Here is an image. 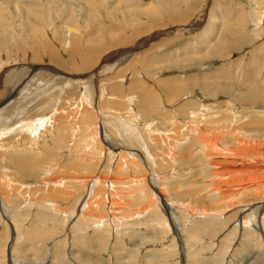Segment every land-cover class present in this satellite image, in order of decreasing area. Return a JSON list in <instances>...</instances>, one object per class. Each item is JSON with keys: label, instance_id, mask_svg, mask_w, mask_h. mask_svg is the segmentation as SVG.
<instances>
[{"label": "rangeland", "instance_id": "374dc122", "mask_svg": "<svg viewBox=\"0 0 264 264\" xmlns=\"http://www.w3.org/2000/svg\"><path fill=\"white\" fill-rule=\"evenodd\" d=\"M135 44L133 55L123 53ZM30 64L38 72L56 66L70 79L65 88L52 81L49 92L56 108H66V136L47 133L59 119L40 137L2 134L16 124L0 121V264H264V171L252 170L264 169V0H0V76L25 73ZM67 91L83 100L65 98ZM4 96L14 104L2 85ZM116 122L133 125L137 143L126 144ZM101 126L118 134L109 139L117 149L103 141ZM203 129L219 137L216 148ZM31 155L43 170L20 176L16 164ZM231 158L250 170L221 174L215 162ZM100 175L109 179L95 182L91 195L92 182L76 183ZM114 199L122 204L111 214ZM37 203L50 216L37 215ZM100 208L107 211L101 217L128 226L101 231L91 221L73 231L79 214L93 209L98 218ZM148 209L163 220L147 223ZM210 218L218 222L214 233L193 234Z\"/></svg>", "mask_w": 264, "mask_h": 264}, {"label": "bare ground", "instance_id": "6f19581e", "mask_svg": "<svg viewBox=\"0 0 264 264\" xmlns=\"http://www.w3.org/2000/svg\"><path fill=\"white\" fill-rule=\"evenodd\" d=\"M89 1V0H88ZM94 2H92L91 1V4H93ZM152 7V6H151ZM171 8V7H170ZM176 8V7H175ZM157 13V12H156ZM216 15V14H215ZM174 16V15H173ZM218 17V16H217ZM216 18V17H215ZM180 23V22H179ZM185 25V24H184ZM212 29V28H211ZM210 31H212V30H210ZM38 32H40L39 30H38ZM153 32V31H152ZM163 33V32H162ZM214 33V32H213ZM158 34H160V32L158 33ZM165 34H166V31H165ZM152 35V34H151ZM154 35H155V33H154ZM153 35V36H154ZM157 35V34H156ZM180 35V34H179ZM234 35V34H233ZM158 36V35H157ZM214 36V35H213ZM158 37H160V35L158 36ZM214 37H217L216 35L214 36ZM127 38V37H126ZM97 39V38H96ZM150 39V38H149ZM149 39H145V43H144V45H147V43H148V41H149ZM99 40V39H98ZM100 41V40H99ZM115 41V40H114ZM208 41V40H207ZM123 42V41H122ZM223 42V41H222ZM104 43V42H103ZM99 45V44H98ZM141 47V45H139V44H135V45H133V46H131V47H126V48H124V50L125 51H123V53H127V54H129V55H133V54H131L132 52H135L136 50H138L139 48ZM226 47V46H225ZM94 49V48H93ZM104 49V48H103ZM217 49H219V48H217ZM41 51V50H40ZM122 51H120V52H122ZM215 51V50H214ZM119 53V52H118ZM113 55L114 54H111V55H109L107 58H106V62L107 61H110L111 59H112V57H113ZM129 55H126L125 56V58L127 57V56H129ZM54 59V58H53ZM58 60V59H57ZM101 61V60H100ZM112 61H115V59L114 60H112ZM104 62V61H103ZM83 63L84 64H82V65H85V67H86V65H88V63H86V62H84V60H83ZM114 63H117V62H114ZM35 64V63H34ZM105 64V63H104ZM103 64V65H104ZM28 68L26 69V72L25 73H20V74H18L19 73V71H15V73L13 74V73H11V72H9V71H6V70H4V73H2L1 74V76H0V88H1V86L2 85H5L7 88H8V93H9V98H8V100L9 99H11V98H13V101H14V104H12L11 102L9 103V104H6L5 103V99L8 97V96H4L3 98H1L0 99V121H2V120H4L5 122H4V124L6 123L7 125L9 124V123H12L13 125L14 124H16L15 125V128H16V130L15 131H12V129H13V127H5V129H4V131L2 132L1 131V133L2 134H10V133H13V132H18L19 134H21V135H24V136H26V137H28V136H33V137H36V136H42L41 134V132H43V135H45L46 134V131H47V126H49L48 125V122H50V120H53L54 119V122L57 120V119H59V121L57 120V122H55V124L56 125H53V130L52 129H50V131L49 132H47V133H53V135H57V136H61L62 138H64V136H66L65 134H66V128H65V126H64V121H63V119H64V117H67V115H65L64 116V114H65V111H64V109H66V108H62L61 110H60V108H56L55 106V100L53 99V95L51 96V94L49 93L50 91H51V82L53 81V82H55V81H57L58 83H61V88L62 87H64V86H68L69 85V83H70V79H67V78H65V77H67V75L66 74H60L59 72H57V67L56 66H51V68H43V70H45V71H43L42 69V71H43V74H40L42 71H36V68L34 67V65L33 64H30L29 66H27ZM105 67V66H104ZM102 68V67H101ZM46 69H49L51 72H55V74H56V76H55V78L53 79V76L54 75H51V74H49L48 72H46L47 70ZM36 71L33 75H32V77L30 76L31 75V73H32V71ZM102 70V69H101ZM49 71V72H50ZM78 72H80V71H78ZM259 73V72H258ZM75 76H77V75H75ZM94 79H96V76H95V74H92L91 75ZM74 77V76H73ZM77 78H79V79H77V80H79V81H83V80H85V78H86V74L85 75H79V76H77ZM251 78V77H250ZM87 79V78H86ZM253 79V78H252ZM257 79V78H256ZM254 80H255V77H254ZM76 81V80H75ZM56 82V83H57ZM168 82V81H167ZM250 82V81H249ZM253 82V81H252ZM32 83V84H31ZM180 83V82H179ZM178 83V84H179ZM251 83V82H250ZM258 83L259 82H254V84H255V89H258L259 87V85H258ZM31 84V85H30ZM253 84V85H254ZM30 85V87H28ZM47 86V87H45V86ZM202 85V84H201ZM251 85V84H250ZM39 86H43L41 89H42V91H40L41 89H39L40 87ZM70 86V85H69ZM68 86V87H69ZM55 87H57V86H55ZM136 87V86H135ZM176 87H177V85H176ZM253 87V88H254ZM35 88V89H34ZM37 88H38V90H37ZM65 88V87H64ZM137 88V87H136ZM135 88V89H136ZM179 88V87H178ZM183 88V87H182ZM47 89H49V90H47ZM68 89V88H67ZM75 89V88H74ZM91 89V88H90ZM133 89V88H132ZM173 89H175V87H173ZM261 89V88H260ZM33 90H37V93L32 97V98H28L27 96L30 94V91H33ZM64 90V89H63ZM70 90H71V88H70ZM169 90V89H168ZM177 90V89H176ZM182 91V90H181ZM203 91V90H202ZM256 91V90H255ZM260 91V90H259ZM176 92V91H175ZM257 92V91H256ZM22 93V94H21ZM71 93H72V97L73 96H75L76 94V99H78L79 97H82V100H83V96H82V94H79L78 92L77 93H75V91L74 92H72V91H67V95L65 96V98H67V97H69L70 95H71ZM131 93V92H130ZM146 96V97H145ZM61 98V97H60ZM131 98V97H130ZM146 98H147V95L145 94V93H143V101H142V103H143V105L145 104V101H147L146 100ZM132 99H133V97H132ZM85 100V99H84ZM57 102V101H56ZM83 102H85V101H83ZM8 103V102H7ZM89 103V102H88ZM192 103V102H191ZM12 104V105H11ZM84 104V103H83ZM145 105H147V104H145ZM150 106H152V105H150ZM57 109V110H56ZM149 109H150V107H149ZM72 110H70L69 112H67L68 113V115H69V113L71 112ZM52 112V113H51ZM152 113V112H151ZM150 114V113H149ZM194 114V113H193ZM88 115H90V114H88ZM13 117H18V119L19 118H21L20 120H18V121H16V120H13ZM114 119V118H113ZM116 119V118H115ZM114 119V120H115ZM195 119H197V117L195 118ZM13 120V121H12ZM123 120H125V119H123ZM125 122V121H124ZM130 122V121H129ZM58 123V124H57ZM88 123V120L87 121H85L83 124H82V127H81V132L82 131H85V130H87V127L86 126H84V125H86ZM103 123V122H102ZM112 123H113V121H112ZM118 123V124H117ZM2 124V123H1ZM0 124V125H1ZM88 124H90V123H88ZM110 124V123H109ZM11 125V124H10ZM74 124H71V126L73 127V134L74 135H76V133H75V126H73ZM114 126H119L120 124H119V122H116V125L115 124H113ZM120 126H123L122 128L120 127ZM119 127H120V129H122V130H120V131H122L123 133H124V137H122V140L124 141V142H126V144L128 143V144H135V143H137V141H138V137H136L137 135H132L130 132V129H131V127L133 128V125H129L128 123H124L123 125H120ZM200 126H202V125H200ZM102 127V130L104 131H106V134H104L105 135V138L103 139V141H105V142H110L111 140H109V139H112V137L114 136V135H117L118 136V134H112L111 133V130H108L107 128H104L103 126H101ZM97 126H96V132H97ZM112 129H114V127L112 128ZM232 129V128H231ZM43 130V131H42ZM134 130H135V128H134ZM151 130V129H150ZM204 130V129H203ZM206 130V129H205ZM204 130V132L203 133H205L206 135L205 136H203V140L204 141H208V143L209 144H212V148L216 145V143L217 142H219L220 140L218 139L219 137H216L215 139H213L212 138V140L210 139V137L209 136H207V134H209V132H207V131H205ZM113 131V130H112ZM137 131V130H136ZM198 131V130H197ZM132 132H134V131H132ZM200 132V131H199ZM141 133V132H140ZM27 134H29V135H27ZM97 134V133H96ZM108 134V135H107ZM135 134V133H134ZM233 134H235V131H233ZM20 135V136H21ZM86 135V134H85ZM92 135V134H91ZM221 135V134H220ZM93 136V135H92ZM224 136V135H223ZM119 137V136H118ZM214 137V136H213ZM95 138V137H94ZM121 138V137H120ZM119 138V139H120ZM96 139V138H95ZM99 140V139H98ZM67 141V140H66ZM94 141V140H93ZM204 141H203V143H204ZM99 142V141H98ZM98 142H97V144H98ZM48 142H46V144H47ZM77 143V142H76ZM94 143V142H93ZM99 143H101V142H99ZM111 144H112V146H114L116 149L118 148V145H117V142L115 143V142H110ZM45 144V143H44ZM58 144V143H57ZM88 144V143H87ZM143 144H144V142H143ZM244 144V143H243ZM256 144V143H255ZM54 145V144H53ZM52 145V146H53ZM0 146H1V144H0ZM75 146H77V145H75ZM145 146V145H144ZM242 146V145H241ZM2 147V146H1ZM43 147V146H42ZM45 147V150L46 149H48V148H50L51 146L49 145L48 146V144L47 145H45L44 146ZM121 147V146H120ZM119 147V148H120ZM123 147V146H122ZM217 147H219V145L217 146ZM248 147V146H247ZM261 147V146H260ZM100 148V145L98 144L97 145V149H99ZM215 148H216V146H215ZM264 148V147H263ZM101 149V148H100ZM217 149H219V148H217ZM216 149V150H217ZM224 149V148H223ZM236 149V148H235ZM253 149H255V148H253ZM258 149V148H257ZM257 149H255V150H257ZM103 149H101V151H102ZM128 150V149H127ZM240 150H242V149H240ZM255 150H253L252 152H254ZM261 150H263V149H261ZM91 151H93V149H91ZM99 151V150H98ZM97 151V152H98ZM147 151V150H146ZM94 152V151H93ZM92 152V153H93ZM120 152V151H119ZM125 149H124V151H122V154H121V158H123L124 159V157H125ZM249 152V151H248ZM121 153V152H120ZM90 155H91V153H90ZM239 155V154H238ZM249 155V154H248ZM51 156H53L52 154H51ZM124 156V157H123ZM127 156V155H126ZM212 156V155H211ZM226 156V155H225ZM228 156V155H227ZM231 156V155H230ZM119 157H120V154H119ZM152 157V156H151ZM233 157V156H232ZM212 158V157H211ZM219 158V157H218ZM243 158V157H242ZM241 158V159H242ZM6 159V158H5ZM41 159V158H40ZM232 159V158H231ZM246 159V158H245ZM4 160V159H3ZM9 160H10V162L13 164V159L11 158V156H10V158H9ZM44 160V159H43ZM83 160H85L84 158L83 159H80L79 160V163H82L83 162ZM118 160H120V158L118 159ZM2 161V160H1ZM8 161V160H7ZM36 161V158H34V156H32L31 155V157L30 158H26V159H23V160H21V161H19L17 164H16V169H17V171H18V174L20 175V176H26V175H29V174H34V173H39L41 170H43L42 169V166H40V163L39 164H37V166H35V164H34V162ZM3 162V161H2ZM6 162V161H5ZM38 162H40V160L38 161ZM84 162H86V161H84ZM120 162V161H119ZM257 162V161H256ZM259 162V161H258ZM263 162V161H262ZM8 163V162H7ZM117 163V162H116ZM214 163V162H213ZM216 164H219V165H222L223 167H224V169H223V171H220L221 172V174L222 173H231V174H238V175H241V174H244L245 173V171L247 172L248 170H250V169H248L247 167H245V161L244 160H240V161H238V160H236V158H235V160H220V161H217V162H215ZM248 163H249V161H248ZM255 163V162H254ZM264 163V162H263ZM3 163H1V165H2ZM261 164V163H260ZM0 165V166H1ZM9 165V164H8ZM239 165V166H238ZM258 166H254V167H257V168H253L252 169V167H251V169L252 170H254V172L253 173H259L260 171L262 172V171H264V169L262 168V167H260L259 166V164H257ZM84 166V165H83ZM262 166H264V165H262ZM5 167H7V166H5ZM80 168H78V169H83L81 166H79ZM113 167V166H112ZM117 167H119L118 165H117ZM249 167V166H248ZM0 168H2V167H0ZM88 168V167H87ZM122 167H120V169H121ZM86 169V168H85ZM117 169H119V168H117ZM1 170V169H0ZM45 170V169H44ZM87 170V169H86ZM121 171V170H120ZM119 171V172H120ZM2 171H0V173H1ZM115 172H117V171H115ZM119 172H118V174H119ZM4 173V172H3ZM120 173H122V172H120ZM230 174V175H231ZM105 175V174H104ZM261 175V174H260ZM101 176V175H100ZM255 176H258V175H255ZM70 177V176H69ZM68 177V178H69ZM88 177V176H87ZM239 177V176H238ZM261 176H259V177H257V179H259ZM73 179V181H74V179L76 180L78 177L77 176H73V177H70V179ZM101 178H102V180L101 179H99V177H97V178H89V179H82V178H78L77 180H76V183L77 184H80V185H89V184H92V185H89V186H91L90 187V193H88L89 195H91V190H93V188H95L94 186H96L95 185V182L97 183V182H102L103 180H104V182H106L109 178L108 177H106V176H101ZM113 178V177H112ZM226 178V177H225ZM250 178V177H249ZM6 179V178H5ZM4 179V180H5ZM231 179V178H230ZM256 179V178H255ZM256 179V180H257ZM113 181L115 180V178H113L112 179ZM112 180H110V181H112ZM228 180V179H227ZM234 180V179H233ZM248 180H252V179H248ZM247 180V181H248ZM262 180V179H261ZM1 181V180H0ZM260 181V180H259ZM75 182V181H74ZM90 182H92V183H90ZM232 182V181H231ZM234 182V181H233ZM237 182V181H236ZM251 182V181H250ZM252 182H253V180H252ZM251 182V183H252ZM255 183H257L256 181H254ZM5 183V182H4ZM4 183H1V185L3 184L4 185ZM52 183H53V181H52ZM244 182H242L241 184H243ZM7 184V183H6ZM53 184H58V183H53ZM99 184V183H98ZM258 184V183H257ZM72 185V184H71ZM244 185V184H243ZM251 185V184H250ZM249 185V186H250ZM56 186V185H55ZM69 186V185H68ZM86 186V187H87ZM98 186V185H97ZM106 186H107V188H110V187H113L112 185H111V182H108V184L106 183ZM245 187L247 186V185H244ZM248 186V187H249ZM254 186H256V184L254 185ZM215 187V186H214ZM228 187H231V186H228ZM235 187V186H234ZM233 187V188H234ZM243 187V186H242ZM264 187V186H263ZM4 188V187H3ZM53 188V187H52ZM106 188V187H105ZM105 188H103V190H101L100 192H102V194L104 195V196H106V197H108L107 195H110L109 194V192H107L106 193V189ZM2 188H0V190H1ZM89 189V188H88ZM251 189V188H250ZM95 190V189H94ZM93 190V191H94ZM99 190V189H98ZM263 190V189H262ZM89 191V190H88ZM229 191H231V190H229ZM61 192V191H60ZM66 192H67V190H66ZM100 192L98 193V194H100ZM71 193V192H70ZM73 193V192H72ZM223 194L222 195H224L225 193H227L228 194V192L225 190L224 192H222ZM237 193V192H236ZM227 194H225V195H227ZM229 194H232V193H229ZM69 196H71V195H69ZM93 196V195H92ZM111 196H112V194H111ZM114 196H116L115 195V193H114ZM154 196H156V195H154ZM229 196V195H228ZM90 197V196H89ZM117 197V196H116ZM134 197H135V199H137V200H139L138 199V197L142 200L143 198H142V195L141 194H136V195H134ZM60 198V197H59ZM96 198V197H95ZM98 198V197H97ZM155 198V197H154ZM68 199V198H67ZM84 199V198H83ZM107 199V198H106ZM110 199V198H109ZM112 199V198H111ZM118 199V198H117ZM157 199H159L158 197H157ZM87 200H88V198H87ZM95 200V199H94ZM103 200V199H102ZM115 200V199H114ZM112 201V202H114V208H111V209H109V212L112 214V212H114L115 213V211L116 212H118V211H120V205L122 204V203H120V202H118V200H115V201ZM145 200V199H144ZM90 201V200H89ZM100 201V200H99ZM104 201V200H103ZM110 201V200H109ZM34 202V201H33ZM87 202V201H86ZM85 202V203H86ZM91 202V201H90ZM122 202H124V204H127V199H126V201H122ZM91 203H93V200H92V202ZM40 205H38V203H37V205L39 206V207H37L36 209V211H37V215H41L43 212H42V210H44V208H47L46 207V204H43V203H39ZM86 204H88V203H86ZM86 204H85V206H86ZM95 204H97V202L95 203ZM100 204V203H99ZM107 204V203H106ZM169 204V203H168ZM91 205V204H90ZM89 205V206H90ZM94 205V204H93ZM101 205V204H100ZM10 206L12 207V203H10ZM16 206V205H15ZM49 206V205H48ZM88 206V205H87ZM99 206V205H98ZM105 206V205H104ZM110 206V205H109ZM183 206V205H182ZM52 207V206H51ZM170 207H171V205H170ZM181 207V206H180ZM241 207V206H240ZM39 208H40V210H39ZM50 208V207H49ZM92 208V207H91ZM94 208V207H93ZM122 208V207H121ZM2 209H4V211H5V204L3 205L2 204ZM51 209V208H50ZM78 209V208H77ZM80 209H81V207H80ZM84 209V208H83ZM86 209V208H85ZM88 209H90V207H88ZM95 209V208H94ZM53 210V209H52ZM56 210H59L58 208L56 209ZM92 211H89V212H91V217L87 214V213H89V212H87V213H84V214H79L78 215V219H77V221H76V223L72 226L73 227V231H77V230H84L88 225L86 224L87 222H90L89 223V226L91 225V221H92V224L93 225H96V224H102L101 226H100V228L98 229V230H101V231H104V230H106V231H111L113 228H114V231H115V229H117V227L118 226H120L121 225V227H127L128 226V224H126L122 219L121 220H118L117 219V221H115L114 219H111V218H109V217H107L106 215L105 216H103V217H101L102 216V214H106V209H103V208H100L98 211L100 212V217H95V216H97V215H95V216H93V213L96 211H94L93 209H91ZM149 210V213H148V211H147V213H146V215H148V216H145L146 218H144V219H146L145 221L147 222V223H153V222H161L163 219H161V220H159L160 219V217L161 216H159V214H158V212L155 210V209H148ZM54 211V210H53ZM14 212V214H17V212L14 210L13 211ZM80 212V211H79ZM150 212H151V215H150ZM186 212V211H185ZM6 213H7V209H6ZM9 213V212H8ZM57 213V212H56ZM58 213H63V212H59L58 211ZM67 213H69V212H66V214ZM120 213V212H119ZM52 214V213H51ZM95 214V213H94ZM97 214V213H96ZM12 215H13V213H12ZM43 216H45L44 218H46V217H48V216H50L49 214H47V213H43L42 214ZM71 215V214H70ZM110 215V214H109ZM141 215V214H140ZM139 215V216H140ZM145 215V214H144ZM187 215V214H186ZM111 216V215H110ZM184 216V215H183ZM114 217V216H113ZM189 217V216H188ZM209 217V216H208ZM43 218V219H44ZM68 218V217H67ZM66 218V219H67ZM62 219V218H61ZM186 219H188V218H186ZM219 219V218H218ZM208 220H210V224H205V225H203V226H201L200 228L198 227V226H193V229H196V228H199V229H197V230H195V231H193V234H196V233H198L201 229H203V230H205V233H207V234H212V233H214L213 231H214V226H218L217 225V223L214 221V219H212V218H210V219H206V221H208ZM229 220V219H228ZM47 221V220H46ZM63 221H64V219H63ZM122 221V222H121ZM143 221V220H142ZM217 221H219V220H217ZM141 223V222H140ZM145 223V222H144ZM252 224H254L253 222H251ZM250 223V224H251ZM83 224H84V226H83ZM250 224H248V225H250ZM72 225V224H71ZM87 225V226H86ZM247 225V226H248ZM255 225V224H254ZM67 226V225H66ZM78 226H80V227H78ZM220 226H222V225H220ZM68 227V226H67ZM97 227H99V226H97ZM113 227V228H112ZM251 234V233H250ZM188 236H191L190 234H187ZM196 254V253H195ZM253 255V254H252ZM256 256V255H255ZM251 258H253V256L251 257ZM250 258V259H251ZM255 258V257H254ZM253 258V259H254ZM249 259V260H250ZM256 260V259H255ZM253 264V263H252ZM256 264H261V262L260 261H257L256 262Z\"/></svg>", "mask_w": 264, "mask_h": 264}]
</instances>
